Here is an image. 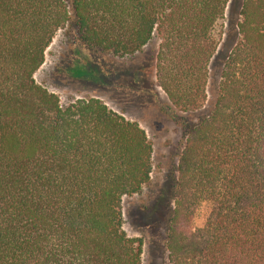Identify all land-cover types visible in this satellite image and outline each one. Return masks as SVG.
Returning <instances> with one entry per match:
<instances>
[{"label":"trees","instance_id":"trees-1","mask_svg":"<svg viewBox=\"0 0 264 264\" xmlns=\"http://www.w3.org/2000/svg\"><path fill=\"white\" fill-rule=\"evenodd\" d=\"M232 47L207 115L187 127L166 234L169 264H264V0H0V264H141L121 200L150 180L152 144L98 99L36 83L55 34L131 55L179 112L206 101L212 35Z\"/></svg>","mask_w":264,"mask_h":264},{"label":"rangeland","instance_id":"rangeland-1","mask_svg":"<svg viewBox=\"0 0 264 264\" xmlns=\"http://www.w3.org/2000/svg\"><path fill=\"white\" fill-rule=\"evenodd\" d=\"M226 21H218L212 35L217 44L206 83V101L195 112L174 109L155 77L158 41L152 38L131 55H111L86 49L74 30L58 31L46 49L34 80L60 104L98 99L109 110L136 122L152 144L150 180L141 190L121 200L122 229L143 241L141 264H169L166 234L173 209L172 192L187 127L211 109L216 97L221 63L231 45L224 41Z\"/></svg>","mask_w":264,"mask_h":264}]
</instances>
